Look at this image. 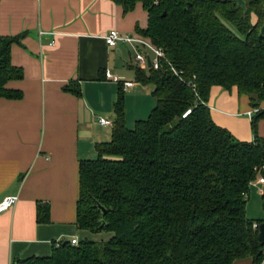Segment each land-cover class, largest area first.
I'll return each mask as SVG.
<instances>
[{
    "label": "trees",
    "instance_id": "1",
    "mask_svg": "<svg viewBox=\"0 0 264 264\" xmlns=\"http://www.w3.org/2000/svg\"><path fill=\"white\" fill-rule=\"evenodd\" d=\"M120 2L125 10L143 3L149 25L140 32L164 49L169 62L136 70L137 81L154 86L150 115L128 127L121 87L111 140L96 144L97 157L79 162L76 224L111 236L83 237L77 245L63 239L49 256L11 264H233L247 257L262 264L264 243L247 203L251 182L264 175L258 133L264 0H246V10L237 0ZM19 38L0 36V98L22 94L5 87L22 77L10 60ZM215 85L249 96L256 110L253 141L238 139L213 119L208 101ZM48 215V205L38 203L37 221L47 222Z\"/></svg>",
    "mask_w": 264,
    "mask_h": 264
},
{
    "label": "crops",
    "instance_id": "2",
    "mask_svg": "<svg viewBox=\"0 0 264 264\" xmlns=\"http://www.w3.org/2000/svg\"><path fill=\"white\" fill-rule=\"evenodd\" d=\"M148 25L142 2L125 10L120 0H0V36L20 37L11 45L10 60L22 70L21 78L5 84L21 97L0 98V201L17 196L0 212V264L49 256L58 240L88 236L76 224L79 162L95 158L96 144L112 138L113 125L101 124L100 117L114 124L121 87L128 127L129 121L146 119L157 102L154 86L136 79L137 68L155 66L140 65L132 45L109 46L104 36L116 29L146 37L140 31ZM126 81L132 85L126 87ZM208 104L219 125L220 113L229 116L222 126L240 140H254L248 95L215 85ZM237 118L245 119L244 125ZM258 133L264 138V118ZM252 188L257 191H250L247 216L263 222V185ZM38 203L48 205L47 222L37 221ZM233 264H253V259Z\"/></svg>",
    "mask_w": 264,
    "mask_h": 264
},
{
    "label": "built area",
    "instance_id": "3",
    "mask_svg": "<svg viewBox=\"0 0 264 264\" xmlns=\"http://www.w3.org/2000/svg\"><path fill=\"white\" fill-rule=\"evenodd\" d=\"M104 39L109 46H117L121 42H127L134 48L135 59L142 66H147L149 62V57L151 58L152 64L155 67H159L162 62H169L166 56L164 49L160 46L155 45L150 38L146 37H136L132 34H121L118 30L113 29L110 30L105 36ZM176 74H178L177 70L172 67ZM108 78H112V74L108 71L106 73ZM126 87L132 85V82L126 81L124 82ZM192 112V108L188 109L184 113V117L188 116ZM256 110H251L248 112L250 116H252ZM99 122L104 125H113V121L107 117H100ZM255 184L263 185L261 188V192L264 193V175L256 178L253 182H251V186ZM17 201V196H7L0 201V212L6 211L11 208ZM259 223H254V227L257 228ZM60 240L56 243V246L59 244ZM70 244L77 245L79 239L77 237H72L69 239Z\"/></svg>",
    "mask_w": 264,
    "mask_h": 264
},
{
    "label": "rangeland",
    "instance_id": "4",
    "mask_svg": "<svg viewBox=\"0 0 264 264\" xmlns=\"http://www.w3.org/2000/svg\"><path fill=\"white\" fill-rule=\"evenodd\" d=\"M254 19L256 20L257 18L254 17ZM243 116V115H242ZM247 118V117H246ZM217 121L222 125H226V123L228 124L229 120H232L231 117L229 116H226V115H223V114H219V117L216 118ZM238 121H235L237 124H240V125H244V121L245 119H239L237 118ZM241 120V121H240ZM129 125L131 128H133L136 124V122H133V121H129ZM247 123V121H246ZM230 124V123H229ZM223 126V127H224ZM250 126V127H249ZM227 128V127H226ZM248 128L251 130V132L253 133V136L255 137V134H254V131H253V125L251 123V120L249 119V123H248ZM98 154H96L95 157H97ZM261 177V175H259L257 178ZM251 191H253V193L255 191H257L255 188H252ZM82 231L86 232L88 234V236H84V237H87V238H90V239H93V240H96V241H106L110 238L111 236V233H108L106 231H103V232H99V233H94V232H90V231H87L85 229H81Z\"/></svg>",
    "mask_w": 264,
    "mask_h": 264
},
{
    "label": "water",
    "instance_id": "5",
    "mask_svg": "<svg viewBox=\"0 0 264 264\" xmlns=\"http://www.w3.org/2000/svg\"><path fill=\"white\" fill-rule=\"evenodd\" d=\"M237 2L242 5V7L246 10L247 9V2L246 0H237ZM263 11H264V7H263ZM260 34L263 35L264 34V23L261 27V31ZM149 65H152V61L151 58L149 57ZM105 211V208H104ZM259 240L264 243V221L260 223L259 225Z\"/></svg>",
    "mask_w": 264,
    "mask_h": 264
}]
</instances>
